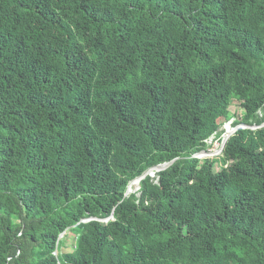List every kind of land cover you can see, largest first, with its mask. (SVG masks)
Returning a JSON list of instances; mask_svg holds the SVG:
<instances>
[{"label":"trees","instance_id":"1","mask_svg":"<svg viewBox=\"0 0 264 264\" xmlns=\"http://www.w3.org/2000/svg\"><path fill=\"white\" fill-rule=\"evenodd\" d=\"M0 264H264V0H0Z\"/></svg>","mask_w":264,"mask_h":264},{"label":"rangeland","instance_id":"2","mask_svg":"<svg viewBox=\"0 0 264 264\" xmlns=\"http://www.w3.org/2000/svg\"><path fill=\"white\" fill-rule=\"evenodd\" d=\"M238 101L237 100H234V99H231V103L229 104V106H228V110H229V116H230V118H229V120L228 121H226V120H221V122L223 123V126L221 127V129H219V131L220 130H224L225 129V126L227 125V124H229V123H231L232 121H234V120H239L240 119V117H241V115L243 114V110L241 109V108H239V106H238ZM237 126H242V127H246L245 125H243V124H238V125H236V126H232L231 125V127L232 128H236ZM254 126H252L251 128H253ZM231 128V129H232ZM213 137H214V135L213 136H211L207 141H206V143L207 144H209L210 143V145L212 144V143H214V139H213ZM219 156H221V152L219 151V150H217V149H213V145H211V147L208 149V150H206L205 151V153H203V154H198V156H196V157H198V159L199 160H201V159H203V158H205V157H219ZM215 170H218V166L217 167H215ZM157 172V171H156ZM131 182V181H130ZM129 182V183H130ZM128 183V184H129ZM138 191H132L131 193H129L128 194V192H127V188H126V192H125V194L128 196V195H130V194H132V193H135L136 194V196L138 197L139 196V193L140 192H138ZM61 238H62V235H60L59 237H58V239L59 240H61ZM70 241V243H72V239H69L68 240V242ZM53 255H56V252H53Z\"/></svg>","mask_w":264,"mask_h":264},{"label":"water","instance_id":"3","mask_svg":"<svg viewBox=\"0 0 264 264\" xmlns=\"http://www.w3.org/2000/svg\"><path fill=\"white\" fill-rule=\"evenodd\" d=\"M245 126H246V125H245ZM253 126H254V125H253ZM246 127H248V126H246ZM249 127L251 128L252 126H249ZM257 127H258V126H254L252 129L257 128ZM237 128H242V126H237L236 128H232V129L230 128L229 124H227V125L225 126V133H226V136H225V138H224V140H223V142H222V147H221L220 152H222L223 147H224V145H225V142H226L227 138H228V137L230 136V134H232ZM229 130L232 131L230 134H228V131H229ZM203 153H205V150H202V151H200V152L194 154L193 156L196 157V156H198V154H203ZM174 160H175V159L171 160L170 162L163 163V164H159V165H157V166H154V167H152V168H149V169H147L145 172H143L140 176H138L137 178H135V179H133V180L141 181L146 175L152 176V174H149V173H148L150 170H153V169H156L157 171L163 170V169L167 168L169 165H171L172 162H173ZM133 180H131V181H133ZM127 187H128V185H127ZM125 192H126V191H125ZM124 196H126L125 193H124ZM111 218H112V215H110L109 218L104 219V220H102V221L106 222L108 219H111ZM91 219H94V218H93V217H90V218H87V219H83L82 221L85 222V221H88V220H91Z\"/></svg>","mask_w":264,"mask_h":264},{"label":"bare ground","instance_id":"4","mask_svg":"<svg viewBox=\"0 0 264 264\" xmlns=\"http://www.w3.org/2000/svg\"><path fill=\"white\" fill-rule=\"evenodd\" d=\"M232 131H228V134H230ZM157 170L156 169H153V170H150L148 173L149 174H152V176H154V174H155V172H156ZM151 176V177H152ZM139 190V181L138 180H133V181H131L129 184H128V187H127V192H128V194L129 193H131L132 191L134 192V191H138ZM139 192V191H138ZM137 192V193H138Z\"/></svg>","mask_w":264,"mask_h":264},{"label":"built area","instance_id":"5","mask_svg":"<svg viewBox=\"0 0 264 264\" xmlns=\"http://www.w3.org/2000/svg\"><path fill=\"white\" fill-rule=\"evenodd\" d=\"M225 136H226V133H222L218 137H215V138L213 137V139H214V143H212L213 149H217L219 151L221 150L222 142H223Z\"/></svg>","mask_w":264,"mask_h":264},{"label":"clouds","instance_id":"6","mask_svg":"<svg viewBox=\"0 0 264 264\" xmlns=\"http://www.w3.org/2000/svg\"><path fill=\"white\" fill-rule=\"evenodd\" d=\"M229 126H230V128H232V127H231V123H229ZM224 133H225V129H224ZM221 134H222V133H221ZM205 151H206V150H205Z\"/></svg>","mask_w":264,"mask_h":264}]
</instances>
